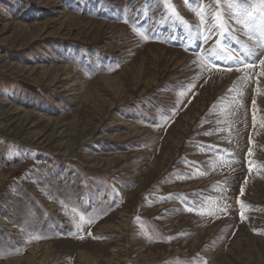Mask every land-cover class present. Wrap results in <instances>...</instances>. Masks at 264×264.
I'll return each mask as SVG.
<instances>
[{"label":"rangeland","instance_id":"obj_1","mask_svg":"<svg viewBox=\"0 0 264 264\" xmlns=\"http://www.w3.org/2000/svg\"><path fill=\"white\" fill-rule=\"evenodd\" d=\"M240 7L0 0V264H264V46ZM220 48L250 67L205 64Z\"/></svg>","mask_w":264,"mask_h":264},{"label":"snow or ice","instance_id":"obj_2","mask_svg":"<svg viewBox=\"0 0 264 264\" xmlns=\"http://www.w3.org/2000/svg\"><path fill=\"white\" fill-rule=\"evenodd\" d=\"M237 4L241 5L239 9V16L240 18L237 19V23H243L244 29L246 31V34L248 35H256L258 37L259 44L261 46H264V0H259L260 3V11L257 12L255 9L252 8V6L249 3V0H236ZM201 17V22H204V14L198 13ZM215 19L219 20V15L215 17ZM259 20V23L257 21ZM218 27H223L222 24L218 25ZM142 39L147 40L149 39L148 36L144 35L143 33H138ZM206 39V38H205ZM216 44L219 45L220 41L217 40ZM254 53L251 49H244V52L242 55H232L230 52H228L226 49L220 48L217 51H213L211 49L207 52V58L204 60L205 64H210L213 68H219L220 67V60L227 59L230 61L235 62L238 65H244L245 67H250V65H245L244 62L246 59H251ZM262 64H264V61H261ZM229 71L232 69L229 68ZM237 71H240V68L237 67ZM247 78V74H245V79ZM251 151V150H250ZM241 193L243 194V189H241ZM228 206L225 205L221 211H227ZM191 210V209H189ZM244 214L241 212V219H244ZM81 220H83V216H81ZM88 223H91V220L88 221ZM79 227V225H78ZM90 234V233H89Z\"/></svg>","mask_w":264,"mask_h":264}]
</instances>
